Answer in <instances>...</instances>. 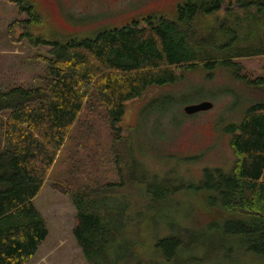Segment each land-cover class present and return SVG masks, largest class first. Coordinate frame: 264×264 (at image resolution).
<instances>
[{
    "label": "trees",
    "instance_id": "1",
    "mask_svg": "<svg viewBox=\"0 0 264 264\" xmlns=\"http://www.w3.org/2000/svg\"><path fill=\"white\" fill-rule=\"evenodd\" d=\"M8 1L30 18L20 28L43 27L47 17L33 2ZM236 1L264 32V0ZM223 2L187 0L177 8L174 20L153 13L140 23L89 38L50 42L37 37L34 43L51 47L54 57L44 60L48 68L42 85L9 92L0 89V115L9 113L0 141V264H28L49 236L33 201L61 149L76 131L83 135L84 112L101 113L119 141L128 102L142 98L149 88L175 85L180 72L199 67L234 69L235 59L264 56V33L257 38L261 49L256 54L213 52L227 31L216 15ZM207 19L209 24L204 23ZM232 47L226 43L219 49ZM248 83L264 93V78ZM168 100L163 98L145 115L166 110ZM225 131L231 135L234 165L229 173L206 169L200 186L209 192L211 207L239 219L212 221L200 230L180 228L153 245L144 229L153 226V198L163 201L176 190L158 177L155 182L142 178L141 184L136 182L139 197L134 206L115 192L133 181L131 172L127 178L121 175L120 185L66 192L77 210L73 233L86 260L91 264H151L153 259L158 264H210L235 251L264 258V99L246 110L240 124H229ZM129 150L128 166L135 158L132 145ZM133 206L138 208L134 214Z\"/></svg>",
    "mask_w": 264,
    "mask_h": 264
},
{
    "label": "rangeland",
    "instance_id": "2",
    "mask_svg": "<svg viewBox=\"0 0 264 264\" xmlns=\"http://www.w3.org/2000/svg\"><path fill=\"white\" fill-rule=\"evenodd\" d=\"M29 1L48 18L43 27L26 31L20 25L28 22L29 16L21 13L15 2L0 0V89L3 92L42 85L41 78L48 68L44 60L54 57L51 47L34 43L37 37L50 42L90 37L103 29L123 27L126 17L145 14L155 7L162 12L154 13L174 20L172 8L186 0H121L108 4L100 0ZM238 5L236 0H224L216 14L227 30L219 37L217 50H213L216 54L231 55L242 50L243 53L255 51L253 55L261 49L257 38L263 30L257 29L248 12ZM211 20L203 21L209 24ZM226 43L234 48L219 49ZM233 63L238 67L218 66L209 71L199 67L180 72L181 79L175 85L149 88L142 98L128 102L120 124L123 133L119 141L101 113L84 112L83 135L76 131L75 138L71 137L61 149L41 193L33 201L47 223L49 236L28 264H91L75 239L77 210L66 192L120 185L121 175L127 178L131 172L136 180L128 181L126 189L119 193L115 191L120 200L128 198L134 205L139 197L137 183L143 182L142 178L155 182L153 179L158 177L165 180L168 188L176 190L171 194L173 197L163 201L156 202L153 198V226L144 228L153 245L180 228L200 230L212 221L223 223L226 218L239 219L211 207L209 192L200 186L206 169L231 171L235 158L230 146L231 135L225 128L229 124H240L246 110L264 99V93L248 83L264 78V56L235 59ZM163 98L169 99L166 110L145 115L147 109H152ZM205 101L213 104L210 110L195 115L184 112L186 106ZM8 115H0L1 143ZM144 118L146 120H142ZM129 145L135 154L130 166L126 163V158L132 154ZM142 184L146 187L145 182ZM134 206L133 214L138 211ZM150 262L158 264L156 259ZM210 264H264V258L239 255L235 251Z\"/></svg>",
    "mask_w": 264,
    "mask_h": 264
},
{
    "label": "flooded vegetation",
    "instance_id": "3",
    "mask_svg": "<svg viewBox=\"0 0 264 264\" xmlns=\"http://www.w3.org/2000/svg\"><path fill=\"white\" fill-rule=\"evenodd\" d=\"M101 2H105V4H108L110 1H115V2H117V1H121V0H100ZM185 4H187V0L185 1V2H183V3H176L175 5H174V7L172 8V10L175 12V15H177V12H178V7L179 6H183V5H185ZM133 9H135V8H133ZM136 9H138V8H136ZM154 12H162V10H160V9H157V7H155V8H153L151 11H149V12H147V13H145V14H133V15H130V16H128V17H126L125 18V22L124 23H122V24H124V26L123 27H125V26H128V25H132V24H134V23H140V22H142V20L144 19V18H146V17H148L149 15H152ZM46 16V15H45ZM48 18V17H47ZM103 30H105V29H103ZM102 30V31H103ZM102 31H100V32H102ZM100 32H97L96 34H98V33H100ZM95 34V35H96ZM95 35H93V36H95ZM93 36H90V37H93ZM86 38H89V37H86Z\"/></svg>",
    "mask_w": 264,
    "mask_h": 264
},
{
    "label": "water",
    "instance_id": "4",
    "mask_svg": "<svg viewBox=\"0 0 264 264\" xmlns=\"http://www.w3.org/2000/svg\"><path fill=\"white\" fill-rule=\"evenodd\" d=\"M212 107H213V104L212 103H210L208 101H205V102H202V103H199V104H196V105L186 106L184 108V112L187 115H195V114L200 113V112L203 113L205 111H208Z\"/></svg>",
    "mask_w": 264,
    "mask_h": 264
}]
</instances>
